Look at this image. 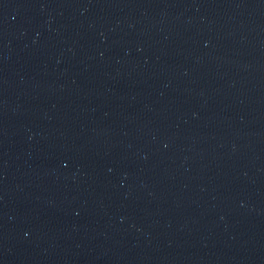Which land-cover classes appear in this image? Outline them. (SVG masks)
Listing matches in <instances>:
<instances>
[{"label":"water","instance_id":"water-1","mask_svg":"<svg viewBox=\"0 0 264 264\" xmlns=\"http://www.w3.org/2000/svg\"><path fill=\"white\" fill-rule=\"evenodd\" d=\"M0 264H264V0H0Z\"/></svg>","mask_w":264,"mask_h":264}]
</instances>
